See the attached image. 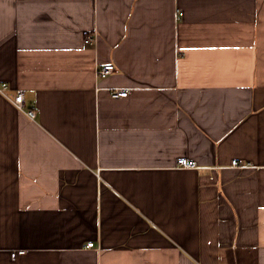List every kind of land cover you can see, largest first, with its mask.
Instances as JSON below:
<instances>
[{
    "label": "crops",
    "instance_id": "0c3cea01",
    "mask_svg": "<svg viewBox=\"0 0 264 264\" xmlns=\"http://www.w3.org/2000/svg\"><path fill=\"white\" fill-rule=\"evenodd\" d=\"M2 83L0 264H264V0H0Z\"/></svg>",
    "mask_w": 264,
    "mask_h": 264
},
{
    "label": "built area",
    "instance_id": "2783aa9c",
    "mask_svg": "<svg viewBox=\"0 0 264 264\" xmlns=\"http://www.w3.org/2000/svg\"><path fill=\"white\" fill-rule=\"evenodd\" d=\"M96 41L95 37H86L84 39V43L88 45H92ZM115 71V67L113 64H104L102 66L96 67L95 76L96 78H105ZM0 94L4 95L18 110L24 112V114L31 120H34L36 117V112L34 108H26L24 104L23 93L18 91L14 94H9V88L6 84H0ZM110 95L112 98H124L128 95V91L126 89L114 88L110 90ZM231 165L233 167H239V163L237 161H231ZM176 168L180 169H196L197 165L194 161L181 158L177 159ZM87 247H93V243L87 244ZM24 251L18 250L11 253V257H14L17 254H22Z\"/></svg>",
    "mask_w": 264,
    "mask_h": 264
}]
</instances>
